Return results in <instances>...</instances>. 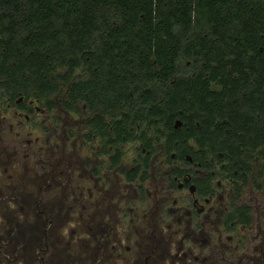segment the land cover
Listing matches in <instances>:
<instances>
[{"label":"flooded vegetation","instance_id":"1","mask_svg":"<svg viewBox=\"0 0 264 264\" xmlns=\"http://www.w3.org/2000/svg\"><path fill=\"white\" fill-rule=\"evenodd\" d=\"M86 43L0 73V264H264V58Z\"/></svg>","mask_w":264,"mask_h":264},{"label":"trees","instance_id":"2","mask_svg":"<svg viewBox=\"0 0 264 264\" xmlns=\"http://www.w3.org/2000/svg\"><path fill=\"white\" fill-rule=\"evenodd\" d=\"M98 30L111 32L115 47L155 48L151 55L162 68L172 62L173 74L194 55L226 72L263 61L264 0H0V73L35 79L40 69L71 67ZM123 55L130 68L144 60Z\"/></svg>","mask_w":264,"mask_h":264}]
</instances>
